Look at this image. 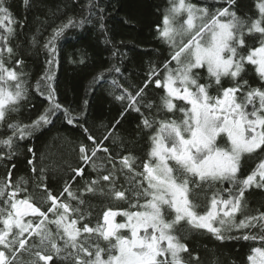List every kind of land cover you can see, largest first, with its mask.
<instances>
[{
  "label": "snow or ice",
  "instance_id": "snow-or-ice-1",
  "mask_svg": "<svg viewBox=\"0 0 264 264\" xmlns=\"http://www.w3.org/2000/svg\"><path fill=\"white\" fill-rule=\"evenodd\" d=\"M223 2L225 7L212 11L191 0H168L162 26L158 24L156 30L170 46V59L163 64L162 78L161 69L152 67L148 80L154 79L156 87L164 90L156 115L162 111L175 115L178 111L182 118L156 119L141 113L143 127L155 131L149 137L150 147L142 171L134 167L136 157L120 158L119 171L127 170L132 176L130 188L115 187L114 166L112 172L92 180L83 190L126 201L129 207H107L102 222L92 227L87 222L90 213L86 214L80 207L85 200L73 191L70 182L65 183L59 196L42 186L47 193L45 202L51 205L42 211L27 192V181L21 178L13 184L9 172L6 182H0V264H49L53 255L70 264H192L198 258L187 261L183 258L190 249L177 235L184 223L193 230H205L217 240H224L225 233L232 229L258 227L259 234H245L242 239L264 244V212L245 215L236 222L237 214L248 211L246 191L264 188V158L248 175L240 177L243 158L256 154L257 150L264 152V87H251L244 79L251 66L264 82V0H256L255 19L238 16L233 10L236 0ZM28 4L29 0H24V5ZM93 6L89 0V12ZM84 22L69 17L52 29L43 45L50 57L46 62L49 66L54 63L56 41L66 29ZM15 23L18 21L12 19L7 0H0V127L6 126L11 133L0 139V145L9 149L7 154L0 153V159L8 160L14 154L11 150L16 140H23L51 123L50 116L62 109L55 101V90L50 83L52 75L46 70L42 79L49 82L51 108L30 124L10 120L28 94L25 73L17 71V67L23 68L24 61L16 60L10 68L5 60L7 56L10 63L16 55L9 43L16 36ZM257 36L258 42L250 46L248 40H256ZM173 62L175 67L171 66ZM205 69L207 75L202 77ZM144 92L145 88H141L132 95L123 89L116 99L128 100L125 111L141 112ZM143 106L149 110L156 107L151 101ZM63 111L67 122L72 124L70 111L66 108ZM225 137L226 142L221 145L218 138ZM88 140L96 146L89 156L88 147L80 145V158L86 165L102 146L90 134ZM28 164L35 173L34 159L28 160ZM40 171L43 173L44 169ZM83 171V168L75 169L76 176H82ZM101 180L108 183L106 189L97 187ZM201 190L212 192L204 211L192 199L193 193ZM21 193L23 198H18ZM65 194L67 199H63ZM73 200L77 202L75 207ZM118 216L124 222H117ZM25 254L30 258L22 259ZM248 261L264 264V247L253 248Z\"/></svg>",
  "mask_w": 264,
  "mask_h": 264
},
{
  "label": "trees",
  "instance_id": "trees-1",
  "mask_svg": "<svg viewBox=\"0 0 264 264\" xmlns=\"http://www.w3.org/2000/svg\"><path fill=\"white\" fill-rule=\"evenodd\" d=\"M191 2L200 7L207 6L212 11L226 6L223 0ZM7 3L10 5L12 19L18 23L14 24L16 36L9 41L16 55L10 63L7 56L5 60L10 68L16 60L24 61L23 68L17 67V71L25 73L28 90L26 99L18 106L19 111L11 114L10 120L30 124L45 109L51 108L48 100L49 82L42 79L46 70L52 75L50 83L55 90V101L62 105V109L50 116L51 123L35 130L25 139L15 141L11 160L0 159V182H6L9 172L13 184L21 178L26 180L27 192L42 211L51 206L45 202L47 193L42 186L46 185L48 191L59 196L65 183L70 182L73 191L85 200V204L80 207L86 214L90 213L87 221L89 226L95 227L98 222H102L103 211L107 207L127 209L129 204L102 196L99 192L91 194L83 190L92 180L112 172L114 166L117 170L115 187L121 190L130 188L132 176L127 170L119 171L120 158L125 155L136 157L134 167L136 171H142L150 147L149 137L155 131V128L148 130L143 127L141 113L156 119L182 118L178 111L175 115L166 111L156 115L164 90L156 87L154 79L151 82L148 80L152 67L161 69L162 78L163 64L170 59V46L159 37L156 30L158 24L162 26V15L168 7V0H91L94 5L91 12L87 7L89 0H29L27 6L24 0H7ZM255 3L256 0H236L233 10L241 18L255 19L258 16ZM69 17L84 19L85 22L65 30L56 41L54 63L49 66L46 62L50 57L43 45L52 29ZM258 39V36L256 40L249 39V45L257 43ZM171 66L175 67V62ZM201 75L206 77V69ZM244 79L249 81L251 87H264V82L259 80L251 66H248ZM225 86H228L227 81ZM141 88H145L141 112L125 111L128 100L120 101L116 97L121 95L123 89L135 95ZM212 94L215 95V89ZM149 101L156 107L149 110L143 106ZM64 108L74 118L72 124L67 122ZM10 134L6 126L0 127V139ZM89 134L97 143L102 142V146L92 162L86 165L80 158L79 147L85 144L91 156V149L96 145L88 140ZM218 140L223 145L226 137ZM29 148L32 152L28 151ZM105 148L109 151H103ZM8 152L7 147L0 145V153ZM261 158H264V152L259 150L256 154L245 156L240 177L248 175ZM30 159H34L37 169L35 173L32 165L28 164ZM77 168H83L82 176H76ZM40 169H44L43 173ZM107 186L108 183L101 180L97 187L106 189ZM211 195V191L201 190L193 193L192 199L200 205V211H204ZM23 196L24 193H21L18 198ZM63 199H67V194ZM245 199L248 211L237 214V223L245 215L264 212V188L249 189ZM71 203L77 206L75 200ZM116 221L124 222V218L118 216ZM50 227L55 232V226ZM259 232L258 227L249 230L232 229L225 233L224 240H217L205 230H193L184 223L177 235L190 249L189 253L183 254V258L186 261L198 258L192 260V264H249L248 256L252 254V249L264 247V244L259 240L246 241L242 237ZM101 246L106 247V244L101 242ZM29 258L27 254L22 257L25 260ZM49 264H70V261L53 255Z\"/></svg>",
  "mask_w": 264,
  "mask_h": 264
}]
</instances>
